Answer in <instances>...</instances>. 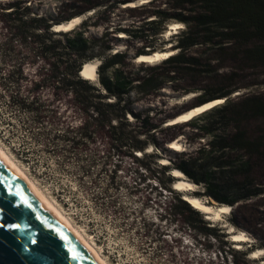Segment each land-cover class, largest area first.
Masks as SVG:
<instances>
[{"label": "trees", "instance_id": "16d2710c", "mask_svg": "<svg viewBox=\"0 0 264 264\" xmlns=\"http://www.w3.org/2000/svg\"><path fill=\"white\" fill-rule=\"evenodd\" d=\"M187 1L198 5L194 15L150 19L147 24H152V28L137 35L133 29L111 26L109 16L92 21L94 13H99L101 7V12L107 8L102 0H79L76 7L80 10L75 14L93 11V15L85 16L77 27L67 31L52 30L55 24L64 21L49 19L46 14L36 11L31 3L26 4L27 0H0V102L7 110L20 116L18 126L29 134L32 142L40 145L45 153L66 167L84 188L88 187V178L90 185L102 187L99 185L102 184L100 176L104 173L110 177L111 183L119 167L117 163L113 164L108 174L107 162L104 161L106 158L92 148L95 137L105 136L109 151H113V154L128 152L141 169L158 173L147 177H154L161 188L173 194L175 202L170 208H177L172 211L173 214H184L191 218L184 221L188 229L197 230L216 240L226 236L224 229L211 225L200 211L172 189L175 178L169 172L173 168L179 169L196 184H204L203 193L221 203L233 205L240 199L257 194L258 191H250L246 186L253 181L250 176L253 160L264 159V134L251 137L242 124L250 118L260 120L264 132V91L239 97L235 102H225L202 113L215 119H205L197 125L194 121L186 122L192 124L197 130L195 132H199L197 138L205 140L194 153L187 154L185 143L180 142L182 150L179 152L168 146L173 140L167 142L168 148L163 147L150 135L160 130V123L153 121L148 112L142 115L134 111L125 97L134 88L141 94V100L160 89L166 78L172 80L174 77L149 72L137 79L135 85H131L123 71L118 69L124 60L154 50V43L160 39L163 24L169 18H176L187 25L175 46L179 50L162 59V64L169 66V72L174 74L179 66H188L193 58L187 57L185 50L197 44H215L221 51L225 49L224 46L235 47L234 51L238 55L235 56L233 51L235 59L251 68H264V0ZM100 24L106 29L111 28V32L119 33L117 36H136L145 45L132 57L119 51L107 54L106 51L111 49L109 45L95 53L92 51L94 41L84 32L90 26ZM145 47L148 49L145 50ZM93 59L100 60L96 69L99 87L79 74L84 62ZM26 67H34L33 76L26 72ZM228 90L219 88L207 99L202 98L200 103L216 97L223 98L230 94ZM43 91H50L52 99L43 97ZM65 101L82 115L78 123L61 119L64 116L56 104ZM128 113L139 121L138 129L133 128L134 124L127 120ZM179 125L180 122L168 125V128ZM150 146L152 152H145ZM159 149L167 153L168 158H164L168 159V165L157 162L160 159L157 153ZM17 151L25 153L23 149ZM136 152H140V155H136ZM22 158L27 162L32 160L28 154ZM136 173L140 179H144L143 172ZM227 188L243 192L244 195L235 197L240 199H229L220 192ZM106 193L107 189H103L94 197H103ZM159 216L160 219L166 218L162 214ZM143 228H148L145 221ZM251 250L253 248L241 251L228 247L226 251L220 247L218 252L224 260L227 256L223 252L229 253L230 264H247L245 255Z\"/></svg>", "mask_w": 264, "mask_h": 264}, {"label": "rangeland", "instance_id": "374dc122", "mask_svg": "<svg viewBox=\"0 0 264 264\" xmlns=\"http://www.w3.org/2000/svg\"><path fill=\"white\" fill-rule=\"evenodd\" d=\"M140 1L102 0L107 8L101 12L103 8L101 7L99 13H94L92 21H100L109 16L111 26L133 29L134 33L139 35L152 28V24H147L150 19L161 20L165 16L174 15L189 17L198 10L197 4L187 0H148L146 3L138 4ZM128 2L135 4L123 6ZM29 3L36 11L46 14L53 21H66L65 18L70 16H80L83 20L85 16L93 15V12L89 14V11L84 14H75L80 10L76 7L77 3H80L79 0H27L26 4ZM98 9L96 8V11H99ZM171 22H177V28H173L169 24ZM163 26L164 29L159 34L160 39L154 43L155 49H173L172 54H174L179 50L175 46L187 29V25L176 18H169ZM111 31V28L106 29L100 24L90 26L88 31L84 32L95 43L92 51L97 53L109 45L111 49L106 51L107 54L119 51L132 57L145 45L143 40L136 36L124 34L125 36L121 37L117 36L119 33ZM224 47L222 51L215 44H197L190 47L185 50V53L187 57L193 58V61L187 64L188 66H184L185 68L179 66L174 74L169 72V66L162 64L164 59L147 64L137 63L135 58H128L118 66L131 85H135L138 82L137 79L149 72L174 77L172 80L166 78L160 89L141 100H139L141 94L134 88L125 95L134 111L142 115L148 112L153 121L160 123V130L150 135H153L163 147H166L168 141L179 139L181 144L185 143L186 153L192 154L195 149L205 143L204 139L197 138L199 132H195L197 130L192 124L186 123L188 121L180 122L181 125L174 128H168V125L172 124L165 123L172 121L170 119L180 112L200 104L202 98L207 99L217 89L228 90L236 86L228 90L230 94L223 97L222 103L216 107L225 102H235L239 97L264 91V68L248 67L244 62L233 57L235 47ZM144 49L147 50L148 47ZM234 55L238 56L236 50ZM25 69L29 75L33 76L34 67ZM91 82L98 87L101 86L98 74ZM42 95L52 99L50 91H43ZM56 105L64 116L61 119L74 123L82 119V115L68 101ZM126 118L134 124L133 128H139V121L135 120L130 113L126 115ZM18 119L20 116L17 113L7 110L0 102V146L41 189L48 200L81 232L107 264H230V254L223 252V255L227 256L224 260L218 252L220 247L226 251L228 247L241 251L249 248H264V159L253 160L250 173L253 181L246 186L250 191H258L257 194L240 199L235 197L244 195L243 192L227 188L220 192L229 199H240L233 205L228 204L229 213L222 214L220 218H205L202 214L211 225L224 229L226 236L215 240L197 230L188 229L184 221L191 218L184 214H173L177 208H170L175 202L173 194L161 188L154 177H147L158 175V173L154 170L141 169L128 152L113 154V151H109L108 139L105 136L95 137L92 148L106 158L104 161L107 162L108 174L113 164L117 163L119 167L113 174L111 183L110 177L104 173L100 176L102 184L99 185L102 187L90 185L88 178L86 183L88 187L84 188L80 181L66 170V167L61 166L45 153L40 145L32 142L29 134L19 128ZM205 119L215 118L200 114L189 121H194L193 123L197 125L202 124ZM242 126L251 137L264 134L260 120L250 118L244 121ZM18 149H23L25 153H19L21 151L18 152ZM147 150L151 153V146ZM157 153L160 159L168 158L167 153L160 149ZM24 154L30 155L32 160L28 162L23 160ZM135 154L140 155V152ZM157 162L159 163V159ZM136 171L143 172L144 179H140ZM103 189L105 191L107 189L103 197L101 195L99 198L94 197ZM204 191V184H198L196 190L178 192L180 196L183 194L197 196L214 208L222 204L205 195ZM160 214L165 215L166 218L160 219ZM143 221L147 223L148 228H143ZM230 227L233 232L244 230L250 241L236 244L228 240ZM222 241L226 243L223 244ZM235 245L240 247L235 248ZM238 257V261L241 262L240 256ZM245 259L248 260L247 264H263L264 252L257 258H250L249 254L245 255Z\"/></svg>", "mask_w": 264, "mask_h": 264}, {"label": "water", "instance_id": "95a60500", "mask_svg": "<svg viewBox=\"0 0 264 264\" xmlns=\"http://www.w3.org/2000/svg\"><path fill=\"white\" fill-rule=\"evenodd\" d=\"M0 264H98L1 157Z\"/></svg>", "mask_w": 264, "mask_h": 264}, {"label": "bare ground", "instance_id": "6f19581e", "mask_svg": "<svg viewBox=\"0 0 264 264\" xmlns=\"http://www.w3.org/2000/svg\"><path fill=\"white\" fill-rule=\"evenodd\" d=\"M148 0H141L138 2L144 3ZM135 4V3H134ZM133 2H130L126 4V6H132L134 5ZM125 6V5H124ZM93 11H89L90 14ZM87 13V15H88ZM80 16L72 17L69 20H66L61 23H57L52 27V30L56 31H67L74 26L78 25L81 22ZM173 26V28H177L176 24L177 22H171L169 23ZM173 53V49H155L147 52L146 54H141L135 59L136 62H148V63H154L162 60L163 58H166L168 55ZM98 60H88L84 62V65L81 69V76L85 79L90 80L93 76L96 79V68L98 65ZM100 62V61H99ZM95 63L97 65L95 66ZM192 94V93H191ZM186 98V96H185ZM223 98H215L210 101H207L205 103L196 105L185 112L179 114L178 116L171 119L172 121L165 123L168 124H175L179 122H185L189 121L196 115H200L203 112L211 109L212 107H215L216 105L222 103ZM130 119H132L130 117ZM168 146L176 151L182 150V145L180 144L179 139H175L171 141ZM147 150V149H146ZM145 152H150V150H147ZM0 157L16 172V174L24 181V183L29 187V189L33 192V194L51 211V213L67 228V230L72 234V236L77 240V242L91 255V257L98 263V264H107L105 260H103L100 255L96 252L93 246L89 244V242L85 239V237L77 230L70 222L69 220L57 209V207L48 200L47 196L41 191L37 185L34 184V182L31 181L27 177V175L23 172V170L17 165V163L4 151V149L0 146ZM162 159L165 160L163 163H169L168 159L162 157ZM161 164V163H160ZM169 174L175 178L174 183L172 184V188L176 191H190V190H196L198 187V184L190 180L185 173L182 171H179L175 168H173ZM187 202L193 206L195 209L200 211L202 214H204L205 218L215 217L220 218V216L224 213H229V205L228 204H219L217 207H212L209 204H206L205 201H202L199 197L186 194ZM228 230V229H227ZM228 240L236 242V244H241V242L250 241L249 236L247 233H245L244 230H239L238 232H233L230 230L228 232ZM240 245H236L235 248H239ZM264 248L258 247L256 249H253L249 253L250 258H257L259 255H262L264 251ZM264 264V263H263Z\"/></svg>", "mask_w": 264, "mask_h": 264}, {"label": "snow or ice", "instance_id": "6c2138e0", "mask_svg": "<svg viewBox=\"0 0 264 264\" xmlns=\"http://www.w3.org/2000/svg\"><path fill=\"white\" fill-rule=\"evenodd\" d=\"M11 227L15 228V227H17V225H12ZM33 243H35V241H33Z\"/></svg>", "mask_w": 264, "mask_h": 264}]
</instances>
